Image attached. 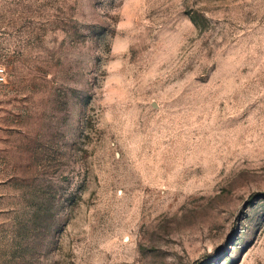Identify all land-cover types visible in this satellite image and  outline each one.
<instances>
[{"label": "rangeland", "instance_id": "1", "mask_svg": "<svg viewBox=\"0 0 264 264\" xmlns=\"http://www.w3.org/2000/svg\"><path fill=\"white\" fill-rule=\"evenodd\" d=\"M0 264H264V0H0Z\"/></svg>", "mask_w": 264, "mask_h": 264}, {"label": "built area", "instance_id": "2", "mask_svg": "<svg viewBox=\"0 0 264 264\" xmlns=\"http://www.w3.org/2000/svg\"><path fill=\"white\" fill-rule=\"evenodd\" d=\"M5 80V71L4 69L0 68V83Z\"/></svg>", "mask_w": 264, "mask_h": 264}]
</instances>
